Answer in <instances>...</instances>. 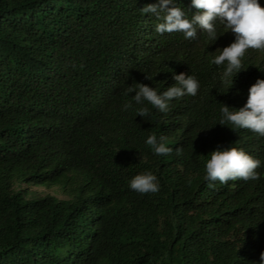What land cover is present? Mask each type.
I'll return each mask as SVG.
<instances>
[{
    "label": "trees",
    "instance_id": "16d2710c",
    "mask_svg": "<svg viewBox=\"0 0 264 264\" xmlns=\"http://www.w3.org/2000/svg\"><path fill=\"white\" fill-rule=\"evenodd\" d=\"M150 3L0 0V264H259L264 137L219 121L222 104L243 107L264 79V52L246 53L228 89L226 64L211 61L231 30L215 21L212 43L199 27L195 40L159 34L161 21L141 12ZM173 3L189 19L196 11ZM181 72L200 89L167 113L127 92L162 93ZM153 133L171 154H154ZM227 146L259 159L261 178L206 180L210 152ZM144 172L158 192L130 188ZM41 186L62 196L32 190Z\"/></svg>",
    "mask_w": 264,
    "mask_h": 264
},
{
    "label": "clouds",
    "instance_id": "9594fccd",
    "mask_svg": "<svg viewBox=\"0 0 264 264\" xmlns=\"http://www.w3.org/2000/svg\"><path fill=\"white\" fill-rule=\"evenodd\" d=\"M191 7L196 11L192 13L190 19L182 8L174 5L173 0H158V3L146 4L141 7V12L152 14L161 21L155 26V31L159 34L182 32L185 39L195 40L199 27L207 33L211 43L219 36L214 22L221 21L224 24V32L231 30L235 40L220 49L211 63L217 66L226 64L220 78L229 89L236 74L245 69L242 60L246 53L249 50L264 52V7L258 3V0H191ZM173 80L175 83L159 94L153 87L143 83H138L136 89L129 87L127 92H135L133 100L136 104L147 101L160 112L167 113L170 110V101L186 95L195 96L200 89V83L193 75L181 72L173 74ZM222 105L220 125L232 124L235 128L248 129L257 136L264 137V79H257L249 87L243 107L233 111L228 105ZM123 108L124 110L132 108V103L126 102ZM136 114L143 118L150 114V110L141 107L136 110ZM165 139L164 136L157 138L153 133L148 136L146 144L155 155H169L173 149L166 146ZM181 151V148L176 149L177 154ZM260 165L259 159L242 148L217 147L210 152L206 160L205 179L219 181L221 184L238 179L258 180L261 177L256 170ZM129 186L140 194L159 191L157 177L152 172L135 175L130 180ZM259 264H264V251L260 253Z\"/></svg>",
    "mask_w": 264,
    "mask_h": 264
},
{
    "label": "rangeland",
    "instance_id": "374dc122",
    "mask_svg": "<svg viewBox=\"0 0 264 264\" xmlns=\"http://www.w3.org/2000/svg\"><path fill=\"white\" fill-rule=\"evenodd\" d=\"M33 191L37 192L38 194H43V193H50V194H57L59 197L62 195L56 192L54 189H49L44 186L41 187H34L32 188Z\"/></svg>",
    "mask_w": 264,
    "mask_h": 264
}]
</instances>
